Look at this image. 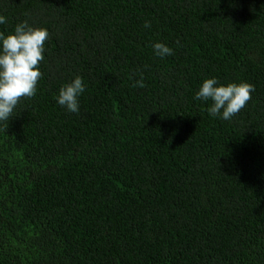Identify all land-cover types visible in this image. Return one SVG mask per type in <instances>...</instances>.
<instances>
[{"label":"trees","instance_id":"1","mask_svg":"<svg viewBox=\"0 0 264 264\" xmlns=\"http://www.w3.org/2000/svg\"><path fill=\"white\" fill-rule=\"evenodd\" d=\"M0 15L6 35L49 33L36 94L0 121V264H264V0H0ZM76 76L72 113L56 97ZM207 78L255 91L224 120L194 98Z\"/></svg>","mask_w":264,"mask_h":264},{"label":"clouds","instance_id":"2","mask_svg":"<svg viewBox=\"0 0 264 264\" xmlns=\"http://www.w3.org/2000/svg\"><path fill=\"white\" fill-rule=\"evenodd\" d=\"M4 23L6 19L0 15V24ZM144 26L150 27V22H145ZM48 38L47 29L30 26L27 21L16 25L7 35L0 31V121L9 119L21 99L36 94L42 76L39 64L44 59V44ZM153 49L161 58L172 54V49L164 43H154ZM133 86L145 87L142 73ZM84 90L82 78L76 76L60 87L56 101L69 112L78 113V97ZM254 91V86L246 82L219 85L215 78H207L194 98L211 101L209 114L230 120L246 106Z\"/></svg>","mask_w":264,"mask_h":264}]
</instances>
